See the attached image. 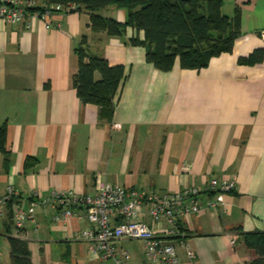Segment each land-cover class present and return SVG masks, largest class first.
Masks as SVG:
<instances>
[{"label":"crops","instance_id":"0c3cea01","mask_svg":"<svg viewBox=\"0 0 264 264\" xmlns=\"http://www.w3.org/2000/svg\"><path fill=\"white\" fill-rule=\"evenodd\" d=\"M237 4L241 33L232 51L199 70L184 69L179 60L170 71L156 68L146 48L130 42L144 40V31L94 32L84 8L51 17V28L43 20H33L30 28L26 21L0 20V126L7 127L10 152L8 168L0 152V194L13 183L22 195L0 212V264H11L13 237L28 243L32 264H116L78 236L92 227L82 208L59 223L53 219L57 208L39 204L35 222L19 234L12 221L18 203L42 201L54 189L95 193L103 184L171 192L196 186L201 193L185 205L196 203L202 212L179 210L177 234L166 236L171 223L154 221L149 205L142 220L175 245L184 263L249 264L256 257L242 234L264 231V0H224L223 8L232 14ZM101 13L127 19L123 7ZM84 35L91 53L126 67L109 121L74 87L76 48ZM259 49V61L240 62ZM212 178L236 181L216 209L207 205L215 194ZM120 245L130 251L128 264H155L146 258L143 240Z\"/></svg>","mask_w":264,"mask_h":264},{"label":"trees","instance_id":"16d2710c","mask_svg":"<svg viewBox=\"0 0 264 264\" xmlns=\"http://www.w3.org/2000/svg\"><path fill=\"white\" fill-rule=\"evenodd\" d=\"M68 7L83 8L90 14V28L94 32L122 35L128 27L144 31L145 39L138 36L130 40L133 45L146 48V59L162 71L173 69L177 60L184 69H202L210 59L230 52L241 33V6L232 14L225 12L224 0H45ZM108 6L127 10L125 22L104 16ZM79 59L74 87L83 103L96 104L100 119L109 121L114 115L116 98L126 79L123 64L112 65L108 59L90 52L87 36L76 48ZM262 51L256 50L240 62L259 61ZM6 125L0 126V152L4 154V167L10 164L7 148ZM14 201L10 202L12 204ZM179 227V225H178ZM180 232V228H178ZM247 247L256 257L249 264H264V231L242 234ZM11 264H32L28 243L17 237L10 238Z\"/></svg>","mask_w":264,"mask_h":264},{"label":"built area","instance_id":"2783aa9c","mask_svg":"<svg viewBox=\"0 0 264 264\" xmlns=\"http://www.w3.org/2000/svg\"><path fill=\"white\" fill-rule=\"evenodd\" d=\"M68 8V7H67ZM69 8H73L69 7ZM66 6L62 3L45 0H0V20L8 24L26 21L30 28L33 20H43L48 28L53 27L50 20ZM264 36V30L261 32ZM210 187L215 190L208 199L209 208L216 209L224 205L226 192L236 188L235 180H210ZM201 190L196 186L182 191L171 192L158 189L143 190L122 185L103 184L95 193H78L68 189H54L42 201L29 204L18 203L12 209V221L17 234L30 221L35 222V211L39 204L50 205L59 211L54 215L55 222L67 223L77 216L75 211L82 208L92 224L91 228L81 230L78 236L90 243V250L102 259H112L116 264H128L130 251L120 245L124 239H141L145 242L146 258L155 264H191L184 263L174 244L165 236L142 220V209L149 205V215L157 222L168 220L172 228L166 230V236L178 233L176 214L200 213L202 207L193 203L186 206L188 198L196 197ZM22 199V195L13 183L7 186L6 193L0 194V212L3 213L10 202ZM38 226V224L36 225ZM234 242V240H232ZM187 255L194 260L196 254L188 248Z\"/></svg>","mask_w":264,"mask_h":264},{"label":"rangeland","instance_id":"374dc122","mask_svg":"<svg viewBox=\"0 0 264 264\" xmlns=\"http://www.w3.org/2000/svg\"><path fill=\"white\" fill-rule=\"evenodd\" d=\"M225 12H226V10H225Z\"/></svg>","mask_w":264,"mask_h":264},{"label":"water","instance_id":"95a60500","mask_svg":"<svg viewBox=\"0 0 264 264\" xmlns=\"http://www.w3.org/2000/svg\"><path fill=\"white\" fill-rule=\"evenodd\" d=\"M78 7H80V6H78Z\"/></svg>","mask_w":264,"mask_h":264}]
</instances>
